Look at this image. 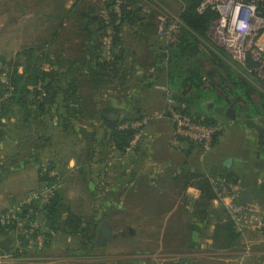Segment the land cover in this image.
Here are the masks:
<instances>
[{"label":"crops","instance_id":"crops-1","mask_svg":"<svg viewBox=\"0 0 264 264\" xmlns=\"http://www.w3.org/2000/svg\"><path fill=\"white\" fill-rule=\"evenodd\" d=\"M75 1L71 5H64L63 2V5L59 6L61 9L57 12L66 9L71 10L75 6ZM176 1L178 5L167 3L165 0H150V6L141 9L142 16L149 18V21L142 20L131 23L127 20H118L119 23H122L120 32L122 43L118 47L121 58L119 60L121 73L115 78L109 79L102 86L95 85L85 76L87 70L83 66H79L81 72L72 70L71 63L86 56L84 51L89 40L80 35L79 27H76L72 21L73 19H67L63 23L60 35L52 45L56 47L53 51L59 52V57L53 54L58 62L54 68L60 73L59 78H62V82L55 86V99L48 105L47 112L42 113L34 109V113L30 115L17 105L8 102L5 112L2 114L5 121H0V140L8 137L6 133H9L10 125L13 124L16 130L22 128L17 139L15 138L16 134L10 136L14 138L12 141L16 142L14 143L15 146L18 145L23 149L21 151L23 158L14 168L3 166L0 163V174L2 172L8 174L13 170L14 172H22L30 164L31 166L35 164L38 167H36L37 176H35L34 182L43 185V181L39 177L40 166L42 167L43 164L52 163L61 172H65L69 167L76 166V169H73L77 171L83 181L85 180L84 185L94 198L95 215L93 218L99 219L95 243L100 224L104 221L110 223L107 219L109 214L116 212L113 206H122L124 200L126 202L128 199L134 206L142 208L143 205L148 206L145 212L138 211L137 214L145 215L139 217V219L151 220L155 223L171 219L173 205L180 202L181 209L186 215V217L183 215V219L188 221L190 233L181 235L177 240L180 242L179 247L174 251H164L163 255H160L162 260L154 264H204L201 262L202 260L197 259L200 256L198 249L203 247V244L200 245L196 241L197 236H200L198 229L207 228L209 223L212 224V236L207 237L208 235L203 234L200 236L203 243L208 240L206 238L211 239L208 241V246L211 248H218V239H220L224 241L225 247L233 246L239 249L243 237L241 236V239L231 242L225 233L219 234L217 232L218 226L224 223L221 220L223 213L217 208L220 200L215 197L209 202L207 201L204 197V188L207 187V184L200 175L212 176L226 173L239 180V175L243 172L245 174L248 171L250 178H254L257 173H260V194L264 200V106L259 107L254 104L257 108V113H255L242 100L237 101L234 98L230 101L231 96L225 93L218 94L215 87L208 90L210 93L209 99L204 103L202 102L203 107L199 112L203 113L205 117L225 119L233 131V134L228 135L227 142L225 139L221 140V142L214 144L209 151H204L203 148L190 140L173 145L171 140L174 127L169 116L155 119L150 124L146 132L147 139L132 154L120 152L111 140L112 126L118 119H127L128 116L134 113L138 114L146 109V102L150 99L148 97L149 93L156 84L162 81L166 83L168 87V90L165 91L166 95L173 97L174 92L167 82L165 73L166 61L169 56L168 42L164 36L157 35L156 26L158 28L159 17L165 14L164 16L169 21L178 20L179 29L177 34H179L181 26L184 25L181 19L184 3L182 0ZM58 3L60 5L59 0ZM103 6V0H83L77 8L84 11H90L91 9L97 11L95 17L102 11ZM198 11L200 13L204 12L200 11L199 7ZM58 17L55 16L54 18L58 19ZM95 30L93 28V31ZM41 39L44 40L45 37H37L36 42L33 44L38 43ZM201 50L209 53V50L202 44ZM146 56L150 57L149 63L142 62ZM66 77L69 80L67 82L64 81ZM74 82L79 90L81 105L72 98L66 97V94L73 92ZM211 84L214 86L213 82ZM187 88L191 90L188 93L185 90L183 91L184 98L192 92L191 86H187L185 89ZM153 99L155 101L157 97ZM176 103V107H185L179 101H176ZM162 105L161 102L159 106ZM232 106H235L236 109L234 118L220 112L222 107ZM52 110L55 111L57 118L44 121L48 114L52 116ZM19 112L20 116L18 115ZM17 117L20 118L19 122H16ZM47 120L52 121L51 125H48L49 128L51 127V134L49 135H47L48 130H46ZM31 125H35L37 131L42 125L41 132L39 134H29ZM53 125L54 129L61 132V134H57V139L52 141V135H54ZM68 133L73 134L76 138L73 148L79 149L78 156L74 152L66 156L67 154L59 151L60 149H54V145L50 147L56 140L70 135ZM231 141H234V144L230 145ZM226 146H228L227 151H223ZM33 154L37 159L28 161V158ZM24 181H28L26 177L22 179L21 183H24ZM245 190L248 189L243 188V192ZM63 191L64 202L66 203V189ZM227 200L228 198H225L223 202ZM99 206L101 208H98ZM67 208H69L68 204ZM204 209L206 211H203ZM66 215L65 212L62 220L66 218ZM44 216L48 219V224H51L52 220L47 217L46 212ZM52 222L53 230H55L53 232H58L63 236L62 247L66 252L62 256L68 258L72 263L78 257H84L78 261L85 260L87 263L92 264V261L97 257L94 256V259L89 260L91 254L98 252L97 248L102 250L108 247L111 241L117 237L116 228L110 223L115 235L107 245L98 246L96 243L94 246L91 244H80L81 247L73 246L70 243L74 239L77 240V237L68 234L66 228L59 225V223ZM129 230H132V232ZM128 232L134 242L137 239V246L128 254L124 253L122 255H131L135 260L134 264H141V254H150L149 245L147 248L139 246L140 232L138 229L136 231L129 227ZM126 233L127 230H123L120 234L125 236ZM50 236H52V232ZM156 238L157 242H171L173 239L169 233L167 236L157 234ZM259 239L262 246L257 255H261V257L255 262L256 264H264V235L260 236ZM76 250L83 252V256L82 254L77 255ZM28 252L26 251L23 255L11 260L12 264H28L30 260L39 261L45 258L44 253L38 255L41 251L35 253L37 256L34 257H31ZM71 252L75 253L71 255Z\"/></svg>","mask_w":264,"mask_h":264},{"label":"rangeland","instance_id":"rangeland-1","mask_svg":"<svg viewBox=\"0 0 264 264\" xmlns=\"http://www.w3.org/2000/svg\"><path fill=\"white\" fill-rule=\"evenodd\" d=\"M74 1L75 0H59V5L58 0H0V78H3L4 80V77H7L11 73L13 63L15 64L18 60H21L22 62L24 61L20 53L27 46H29V44H33L34 42H36L37 37L41 36L45 37L46 39L47 37L50 38L52 36V32L56 29L55 26L57 24V19L53 18L52 15L55 16L61 13L57 11L61 9L59 6H62L63 2L64 5H71ZM165 1L170 4L176 3L178 5L176 0ZM164 15L165 14H162L161 16ZM108 34L109 35L103 37V42L105 43L104 46L107 48L111 46V44H107L108 39L111 36L109 31ZM208 45L231 67V69L237 75L241 76L243 79L247 80L251 84V86L253 87V91L251 93L252 103L259 107L264 106V86L257 77L256 73L250 72V67L248 65L245 66L244 64H242L240 61L234 58V56L228 50L218 45L216 42H209ZM205 60L207 59L205 58ZM149 61L150 57L146 56L142 62L149 63ZM207 62L208 61L201 62V69L203 71L208 72L212 67H210L211 64ZM50 67L51 66L46 65L47 69H50ZM23 72L24 67L20 65L18 67V73ZM218 78L219 77L217 76L215 78V81H213L214 86H212V84L207 80V82L204 84L205 89L210 90L214 89L213 87H215L216 90H218V94L225 93L226 95L231 96L232 99L229 100L232 101L234 97L230 95L220 83H218ZM167 90V84L163 83L162 81L156 84L152 91L149 93L148 97H150V99H148V102H146V109L142 110L139 113H144V116H150L151 119L148 120L147 124L142 127L143 136L138 142V145L134 150L128 151V154L136 152L137 149L140 148L139 146L144 143L145 139H147V128L155 119L169 116L173 123L174 136L177 124L173 114L168 112L170 111L169 108L172 106L174 109H176L177 103L174 100L173 102H170L169 98L171 96L166 95L165 91ZM190 90L191 89L187 88L185 89V92L188 93L190 92ZM155 97H157V99L154 101L153 98ZM159 100L160 102H158ZM161 102L163 103V105L159 106ZM0 103H4V101L1 99ZM232 107L235 108V106ZM174 111L176 112V110ZM162 112H164L162 116H156V113ZM139 113H134L133 115L128 116L125 122H134L135 118H137ZM18 115L20 116V112L18 113ZM48 115L44 118V121L46 119L55 120V118H57L54 110H52V116ZM2 117L3 116L1 114L0 121L3 122L5 121V119L4 117ZM48 120L46 123V130H48L47 135L51 134V127L49 128L48 125L50 126V123L52 122ZM19 121L20 118L17 117L16 122ZM219 122L220 124H225V127H221L220 134L217 137H215L216 135H214V137L211 139L209 147L203 148L204 151H209L210 149H212L214 144H216L217 142H221V140L225 139L227 142L228 135L233 134L230 124L226 122L225 119L220 118ZM9 127V133H6L8 137H4L0 140V163L3 166H9L11 168H14L23 158V156L21 155V151L23 149L20 148L18 145L15 146L14 143L16 142L12 141L14 138L10 135L16 134L15 138L17 139L19 134H21L22 128L16 130L13 124ZM36 128L37 127L35 125H31V130L29 134H39L42 130V125H40L39 131H37ZM53 130L54 135H52V141L57 139V134H61V132H57V130L54 129V125ZM68 134L70 135L61 137L60 139L56 140L54 144H51L50 147L54 145V149H60L59 151L65 152L67 154L66 156L73 152L76 153V155L78 156L79 149L76 150L75 148H73L76 138L73 134ZM231 144H234V141H231L230 145ZM227 149L228 146H226L223 151H227ZM34 150H36V148H34ZM225 153L226 155H228L227 152ZM29 158L28 161L37 159L34 154ZM48 165L49 163L45 165L43 164L42 167L40 165L39 166L40 169H46ZM36 167L38 166H35V164L34 166H31L30 164L26 170H23L24 172H14L13 170L10 171V173L8 174L4 172L0 174V212H3L12 208L13 206H16L30 193L42 190L45 184L43 183V185H38L36 181L34 182V178L35 176H37L35 172ZM69 168H67L66 171L63 172V174L60 176L59 181L55 185L60 190L66 189V203L68 204L69 209L74 213L82 215L85 220H89L95 215L93 206L94 198L90 195L88 189H86L84 185L85 180L83 181V179L80 178V176L77 174V171L74 170L76 169V166L72 167L71 169ZM246 172V176H244V172L239 175V182L236 185H239L242 189L247 188L251 192L254 197L252 203L257 206L258 214L262 217L264 216V200L260 194V173H257L256 177L254 176V178H250L248 175L250 173H248V171ZM52 174H55V172H52ZM25 177L28 181H24V183H21L22 179ZM230 191L231 194L234 193L233 190ZM16 197H18V199H16ZM229 202L230 201L228 200L226 202L218 201L217 207L224 215L227 216L229 214ZM113 207L114 211L116 212L109 214V218L107 219H109L110 223L115 226L117 231V237L113 241H111V244H109L108 247H105L102 250L97 248L98 252H93L91 254V258H89V260L92 258L94 259V256L97 257V259H94L92 261V264H134L135 260L131 255H122L124 253L128 254V252H131L137 246V239L134 242L132 240V236L128 232L129 227L136 231L138 229V231L140 232V238L138 241L139 246H145L147 248V246L149 245V249L151 250L150 254H141V264H154L161 261L162 258L160 257V255H163L164 251H174V249H177L179 247L178 245L180 244V242H178L177 240L180 238L181 235H184L185 233H188L190 231L188 221L183 219V215L185 217L186 215L185 212L181 209L182 207L180 202L178 204L173 205L171 219H168L167 221H159L158 223H155L151 220L139 219V217L145 215L137 213L138 211L145 212L148 209V206L146 205H143V208L140 206H134L131 201L127 199L126 202L124 200L122 206L120 205ZM98 208H101V206H99ZM44 213L45 212L41 211V213H39L38 215V220L41 224L39 232L43 233L46 236V241L43 247L39 249L35 245H30L27 243L23 244L24 237L20 236L22 231L16 230L13 232V234L6 236V238L11 239L10 251L13 254V258H9L3 261L0 260V264H12L11 260L16 258L14 256V250L17 249L19 246H22V248H24L22 255L26 251H29L28 254H30L31 257H34L36 255L35 253L40 251L41 252L38 255H42L44 253L45 258L43 260H30L28 264H89L85 260L78 261L83 259L84 257H78L77 260L72 263L68 260V258L62 256L66 252L62 247L63 236L58 232H53L55 231L53 230V222L50 220L51 224H48V219H46ZM163 224L165 226L164 228ZM211 225L212 224L209 223V226L207 228L198 229V232H200L199 235L202 236L203 234L206 236L208 235L207 237H211ZM123 230H127L125 236H122L120 234ZM51 232L52 236H48V234H50ZM168 233L173 238L171 242H157V234H165L167 236ZM263 235L264 229H248L246 233L242 235L243 238L241 241L243 242L239 249L233 246L225 247L224 241H221L220 239H218V248H211L210 246H208V241L211 240L210 238H206L208 240L204 241V244L201 241L202 237L197 236L196 241L200 243V245L203 244V247H200L201 249H198L200 256H198L197 259L199 258V260H202L201 262H203L204 264H256L255 261H257V259H260L261 257V255H257V253L260 252L262 246V242L260 243L259 237ZM47 241L48 245H46ZM66 241L68 242L67 239ZM81 242L82 240L80 241V239H78L77 237V240H72L70 244H72L73 246L81 247ZM75 252L77 255L82 254L83 256V252L78 250H76ZM74 253L71 252L70 254L72 255ZM3 254V249H0V256Z\"/></svg>","mask_w":264,"mask_h":264},{"label":"trees","instance_id":"trees-1","mask_svg":"<svg viewBox=\"0 0 264 264\" xmlns=\"http://www.w3.org/2000/svg\"><path fill=\"white\" fill-rule=\"evenodd\" d=\"M182 1L184 3V9L181 13V19L184 25L181 26L179 34H176V41H167L169 56L165 66L167 82L174 92L173 97L171 96L172 99L175 102L179 101L185 105L183 108L178 106L176 109L179 112L193 117L197 122L204 125H216L219 119L205 117L199 110L202 109L203 103L209 99L210 95L208 90L205 89L204 84L207 80L212 83L218 76V83L235 100L244 101L246 103L245 105L251 111L257 113V108L251 101V93L253 91L251 84L237 75L207 44L211 41L208 30L213 20L217 18V12L209 8L200 13L198 7L204 0ZM82 2L83 0H76L75 6L71 10L66 9L58 15H55L59 17L58 19L55 18L57 19V24L55 26L56 29L52 32V36L27 46L20 53L24 61L18 60L15 64L13 63L11 73L7 77H4V80L0 78V100L2 99L4 101V103H0V115L5 112L8 102L17 105L30 115L34 113V109L42 113L47 112L48 105L55 99V86L62 82V78H59L60 73L54 68L58 62L55 60L53 54L59 57V52L53 51L56 47L52 45L58 35H60L63 23L67 19H73V23L76 27H79L80 35L85 36L89 40L84 51L86 56L71 63L72 70L81 72L79 66H83L87 70V75L85 76L97 86H102L109 79L111 80V78H115L121 73V65L119 63L121 58L118 47L122 43L120 37L122 23H119L118 20H127L131 23L142 20L149 21V18L142 16L141 9L150 6L149 4L151 3L146 0H103L104 6L102 11L94 17L97 11L93 9L84 11L83 9L77 8ZM55 16L52 15L53 18ZM93 28L96 30L93 31ZM108 31H111L110 34L112 36V42L109 48L105 47V43L103 42V37L109 35ZM156 33L161 37L158 34L157 26ZM201 44L209 50V53L201 50ZM206 61L212 67L208 72L201 69V62ZM20 65L24 67L23 73H18V67ZM46 65L51 66L50 69H47ZM248 65L252 66L250 59ZM64 81L67 82L69 80L66 77ZM187 86H191L192 92L184 98L183 91ZM73 87V92L66 94V97H69V99L72 98L81 105L79 90L75 82ZM143 116L144 113H139L135 120ZM125 121L126 119H122L121 121L118 119L112 126L111 140L117 150L128 154V148L135 135V129L120 128V125ZM219 134L220 132L215 137ZM57 169L52 163L46 169H40V179L45 185L51 186L59 181L63 172ZM52 172H55V174H52ZM200 177H203L207 184V187L204 188V197L208 202L217 197V189L222 190L225 185L230 190L232 185L238 183L237 178L226 173L212 176L202 174ZM212 178L216 180V184L212 181ZM218 179H223L225 183L221 184L220 181L217 182ZM203 211L206 210L204 209ZM43 212H46L49 219L65 227L68 234L77 236L80 241L82 240V244L96 245L95 237L98 231L99 219L92 218L85 220L82 215L70 211L64 202L63 190L59 188L55 190L53 197L45 206ZM65 212L67 213L66 218L62 220ZM221 220L224 223L218 226L217 232L219 234L222 232L225 233L231 242L241 238L242 235L236 231L234 222L229 214L228 216L223 214ZM0 231L4 232L3 229H0ZM5 235L8 236L9 234L6 233ZM26 243L27 241L24 239L23 244ZM46 245H48V241ZM21 255L19 251L16 253V257Z\"/></svg>","mask_w":264,"mask_h":264},{"label":"built area","instance_id":"built-area-1","mask_svg":"<svg viewBox=\"0 0 264 264\" xmlns=\"http://www.w3.org/2000/svg\"><path fill=\"white\" fill-rule=\"evenodd\" d=\"M212 8L218 14L217 18L210 24L208 35L212 41L228 50L234 58L245 66L249 64V71L256 73L264 86V0H204L199 6L200 11ZM179 29L178 20L169 21L166 16L159 17L158 33L164 36L167 41L177 40ZM111 33V31H110ZM112 36L107 44H111ZM170 102L173 99L170 97ZM168 113H172L176 121V132L172 138V143L177 145L181 141H193L202 148L209 147L211 139L225 124L218 122L216 125H204L197 122L193 117L179 112L173 106ZM176 110V112L174 111ZM156 113V116H162ZM150 116H143L134 122H124L120 128L135 129V135L130 143L128 151L134 150L143 136L142 127L150 120ZM224 184L223 179L217 182ZM216 184V180L213 179ZM58 187L54 184L45 185L42 190L30 193L16 206L0 212V241L5 239L7 234H13L16 230H21L27 244L35 245L41 249L46 241V236L40 233V222L38 215L43 212L45 206L50 202ZM230 190L234 193L231 194ZM228 190L225 185L222 190L217 189V198L223 201L228 198V213L234 222V227L238 233L244 235L248 229H264V216L258 214V208L252 202H247L243 198V189L239 185H232ZM24 248L19 246L14 250L22 254ZM4 254L0 260L13 258L11 251L3 250ZM13 252V251H12Z\"/></svg>","mask_w":264,"mask_h":264},{"label":"water","instance_id":"water-1","mask_svg":"<svg viewBox=\"0 0 264 264\" xmlns=\"http://www.w3.org/2000/svg\"><path fill=\"white\" fill-rule=\"evenodd\" d=\"M222 114H225L228 117L234 118L236 116V109L234 107H222L220 109ZM244 199L247 202H253V197L249 190H245L243 192ZM115 233L113 228L111 227L108 221H104L100 224L98 237H97V245L98 246H105L107 243L114 237ZM0 248L9 251L11 248V239L5 238L0 241ZM185 264V263H184Z\"/></svg>","mask_w":264,"mask_h":264},{"label":"flooded vegetation","instance_id":"flooded-vegetation-1","mask_svg":"<svg viewBox=\"0 0 264 264\" xmlns=\"http://www.w3.org/2000/svg\"><path fill=\"white\" fill-rule=\"evenodd\" d=\"M115 229V228H114ZM130 232H132V230H129ZM123 233H125V232H123Z\"/></svg>","mask_w":264,"mask_h":264}]
</instances>
